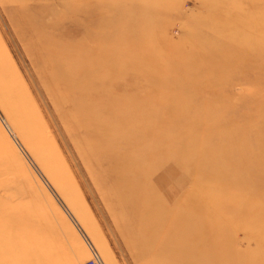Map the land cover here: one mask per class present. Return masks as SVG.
I'll return each instance as SVG.
<instances>
[{
    "label": "rangeland",
    "instance_id": "obj_1",
    "mask_svg": "<svg viewBox=\"0 0 264 264\" xmlns=\"http://www.w3.org/2000/svg\"><path fill=\"white\" fill-rule=\"evenodd\" d=\"M105 41L118 70L99 68ZM100 80L131 88L105 91ZM132 100L159 134L194 131L219 164L250 170L241 184L264 178V0H0V254L45 251L56 264H82L94 247L105 264H152L136 197L112 170L125 150L102 127L109 108ZM164 171L146 176L161 195ZM260 186L250 188L264 195ZM232 239L243 260L264 264L259 230Z\"/></svg>",
    "mask_w": 264,
    "mask_h": 264
},
{
    "label": "bare ground",
    "instance_id": "obj_2",
    "mask_svg": "<svg viewBox=\"0 0 264 264\" xmlns=\"http://www.w3.org/2000/svg\"><path fill=\"white\" fill-rule=\"evenodd\" d=\"M88 16L92 30L101 32L102 24L95 22L93 9ZM97 44L99 68L111 71L117 69L112 65L116 53L109 49V43L105 41ZM99 75L97 71L95 77L99 78ZM97 78H89L90 86ZM102 83L105 91L110 90V85L113 91L125 92L131 88L120 82ZM92 92L90 88V94ZM133 100L139 101V98ZM134 102L118 104L115 106L116 111L109 108L111 120L102 127L109 133L116 134L113 144L125 150L117 156L120 160H126V163L118 164L112 170L119 178L128 179V194L136 197L138 203L134 221L140 231L143 248L152 257V264H251L250 259H242V255L247 252H238L234 248L232 233L247 228L257 229L264 235V195H257L250 188L262 187L260 185H264V178L241 184L239 179L242 174L250 173V170L240 168L233 171L228 168V163L219 164L215 154L216 147H210L207 144L210 141L205 140L206 147L202 143L204 140L194 131L178 138L165 130V135L159 134V123L155 118L146 117L149 110L143 103ZM105 108L108 110V107ZM263 124L264 122L260 128ZM201 127L207 128L203 124ZM133 130H141L142 134L129 135ZM263 139L264 134L261 136V140ZM174 143H177L176 149H167L169 152L166 153L163 151L164 147H173ZM227 159L230 163L233 157ZM261 159L262 156L259 160ZM257 166L264 171V161ZM165 168L166 171L157 175L155 181L163 190L161 195L157 186L148 183L146 176ZM173 179L177 182L171 186L169 181ZM189 183L188 189L180 193ZM2 217L0 213V218ZM234 220L236 224H233ZM215 225L220 227L216 228ZM5 240V235L0 231V245ZM260 249H264V242ZM92 250L102 258L96 248L92 247ZM5 252L0 254V264H7L12 256L21 260V264H56L45 251L39 254L23 251L20 255L14 253L10 257L7 255L9 252ZM263 253L257 258L260 263H264ZM102 261L105 264L103 258Z\"/></svg>",
    "mask_w": 264,
    "mask_h": 264
},
{
    "label": "built area",
    "instance_id": "obj_3",
    "mask_svg": "<svg viewBox=\"0 0 264 264\" xmlns=\"http://www.w3.org/2000/svg\"><path fill=\"white\" fill-rule=\"evenodd\" d=\"M93 252V257L82 264H104L102 261V258L97 254V252L92 250Z\"/></svg>",
    "mask_w": 264,
    "mask_h": 264
}]
</instances>
